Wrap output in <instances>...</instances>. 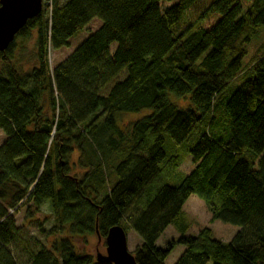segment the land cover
Listing matches in <instances>:
<instances>
[{
    "label": "trees",
    "instance_id": "16d2710c",
    "mask_svg": "<svg viewBox=\"0 0 264 264\" xmlns=\"http://www.w3.org/2000/svg\"><path fill=\"white\" fill-rule=\"evenodd\" d=\"M43 1L0 51V264H111L97 251L115 226L141 238L137 264L176 245V264H264V55L244 64L264 0ZM193 195L239 228L230 241L188 234Z\"/></svg>",
    "mask_w": 264,
    "mask_h": 264
},
{
    "label": "rangeland",
    "instance_id": "374dc122",
    "mask_svg": "<svg viewBox=\"0 0 264 264\" xmlns=\"http://www.w3.org/2000/svg\"><path fill=\"white\" fill-rule=\"evenodd\" d=\"M180 0H171V1H164L162 2V5L165 8L172 7L176 5ZM100 22L95 21L91 24V30L95 31L100 27ZM20 38H17V41H19ZM80 40H75V42L72 44V47L69 49H63L61 51L55 52V51H50V65L51 68L53 69L56 65L57 62H60L64 60L71 52L72 50L77 46ZM34 45V40L33 41H28L25 44V55L30 53L33 50ZM115 47H113V50ZM247 56L244 60V64L247 65L249 62L255 58V57H261L264 55V28H259L258 29V37L247 47ZM138 116V115H137ZM136 117V114H128V115H123L121 116L119 120V124L121 126L129 124L132 119ZM5 140V135L3 132L0 130V145L4 142ZM173 145V143H171ZM174 146V145H173ZM169 144L167 145V150L169 149ZM175 147V146H174ZM180 156L183 158L185 161L182 168H181V173H184V175L188 174L192 169L193 165L191 163V157L187 151V147L180 149ZM73 160L76 161L78 160V156L74 155L72 156ZM183 175V176H184ZM185 213L192 225V228L190 232L188 233L189 235H195L199 232V230L203 227H210L215 235V238H220L225 241H230L239 231V228L236 226H233L231 224H226L222 221H216L212 223L211 221V214L209 212V209L207 205L204 203L203 200L198 198L197 196H191L189 200L187 201L185 205ZM22 220H23V214L20 213L17 216V223L19 226H22ZM38 227L36 224L31 223L24 231L25 237L28 240H31V246L33 247L36 238H42L40 235V232L38 231ZM180 234L176 231V229L171 226L167 229V231L163 234V236L160 238L158 241V245L161 247H166L172 240H178L180 238ZM93 246L96 244V240H92ZM142 243L141 238L138 236L137 233L134 231L129 232L128 234V247L130 252H135L136 248L138 245ZM185 247L181 245H176L174 248V251L171 253L167 260V264H176L181 255L185 251ZM91 253L97 254V253H102L105 254L104 250L102 252L95 253L94 247L91 248Z\"/></svg>",
    "mask_w": 264,
    "mask_h": 264
},
{
    "label": "water",
    "instance_id": "95a60500",
    "mask_svg": "<svg viewBox=\"0 0 264 264\" xmlns=\"http://www.w3.org/2000/svg\"><path fill=\"white\" fill-rule=\"evenodd\" d=\"M43 11V0H0V51L15 41L27 23ZM99 262L137 264L128 247V234L121 226L111 228L106 237L105 254L98 253Z\"/></svg>",
    "mask_w": 264,
    "mask_h": 264
},
{
    "label": "bare ground",
    "instance_id": "6f19581e",
    "mask_svg": "<svg viewBox=\"0 0 264 264\" xmlns=\"http://www.w3.org/2000/svg\"><path fill=\"white\" fill-rule=\"evenodd\" d=\"M43 5H44V1H43Z\"/></svg>",
    "mask_w": 264,
    "mask_h": 264
},
{
    "label": "crops",
    "instance_id": "0c3cea01",
    "mask_svg": "<svg viewBox=\"0 0 264 264\" xmlns=\"http://www.w3.org/2000/svg\"><path fill=\"white\" fill-rule=\"evenodd\" d=\"M186 205V204H185ZM185 208V207H184ZM184 211H185V209H184Z\"/></svg>",
    "mask_w": 264,
    "mask_h": 264
}]
</instances>
